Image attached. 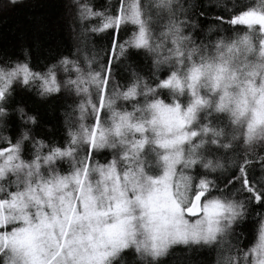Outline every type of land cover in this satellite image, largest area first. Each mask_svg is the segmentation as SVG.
Listing matches in <instances>:
<instances>
[{"label":"snow or ice","instance_id":"6c2138e0","mask_svg":"<svg viewBox=\"0 0 264 264\" xmlns=\"http://www.w3.org/2000/svg\"><path fill=\"white\" fill-rule=\"evenodd\" d=\"M20 2L0 0V14ZM66 7L80 35L115 32L103 60L96 61L99 70H82L60 56L34 71L27 50L24 61L5 60L0 68V264H115L127 251L135 264H159L176 245L216 246L217 264H264V214L257 213L256 241L246 251H233L230 242L251 209L264 208V4L234 11L226 22L247 26L249 33L214 44L203 37L195 42L199 25L184 15L183 0L162 6L168 23L156 41L143 5L123 0L111 15L94 10L88 0H69ZM94 17L101 18L99 27L91 25ZM128 22L137 30L121 41L120 26ZM253 26L259 29L258 60L240 61L245 53L257 54ZM129 47L151 56V79L133 69L122 86L113 61L126 57ZM34 81L41 97L62 88L75 92L81 118L91 106L93 122L70 130L64 145L46 143L27 127L35 125L34 116L17 108L24 124L15 129V139L6 135L11 85ZM118 101L133 111L119 109ZM129 132L139 139L128 141ZM146 144L155 145L154 166L147 150L139 151ZM105 149L113 150L112 158L94 164L92 157ZM221 150L231 154L227 167L219 156L206 157ZM197 165L204 171H196ZM218 170L221 175L210 179L208 173Z\"/></svg>","mask_w":264,"mask_h":264},{"label":"trees","instance_id":"16d2710c","mask_svg":"<svg viewBox=\"0 0 264 264\" xmlns=\"http://www.w3.org/2000/svg\"><path fill=\"white\" fill-rule=\"evenodd\" d=\"M68 2L69 0H21L16 7L0 14V68L4 67L5 60H10L11 63L18 59L24 61V51L27 50L29 53L27 59L34 71L42 72L48 64L54 63L60 56H68L69 59L76 61L82 70H86L92 65L96 70H99L100 64L96 61L103 60L105 50L108 48L115 30H105L99 33L89 32L86 36L80 35L79 27L67 19L66 5ZM122 2L123 0H88V3L94 6V10L106 15L114 14ZM132 2L144 6L142 9L143 19L147 25H150V31L155 33L152 37L153 41H156L157 37H162L169 16L168 9L165 7L162 10V6L166 5L169 0H128L129 4ZM183 3L186 6L184 15L191 17L199 25L194 31L195 42L200 44L201 37H203L205 42L214 44L221 39L228 41L229 38H234L237 34L242 36L249 33L247 26H232L226 21L231 19L234 11L238 12L249 4L259 9L264 4V0H183ZM149 5L151 8L148 7ZM202 11L205 13L204 16L200 15ZM217 16L224 17V22L216 21ZM181 18L183 19V15ZM91 25L99 27L101 18H92ZM253 27L255 31L251 33V40L257 54L245 53L239 56L240 61H244L245 56L251 57L248 62L258 60L259 42L256 37L259 36V29L258 26ZM136 30V26L131 22L122 23L119 39L121 41L129 40ZM165 52H167L166 49ZM113 64L115 81H119L122 86H127L133 69L140 75L151 79L152 58L145 50L129 47L126 49V57L119 61H113ZM71 70V65H69V72ZM57 71L59 79L63 81L65 79L63 69L58 68ZM86 74L85 71L84 75L86 76ZM11 87L8 121L11 131L5 132V134L12 135L13 139H15V129L24 124L19 113L15 111L17 108H23L25 113L34 116L35 125L29 124L27 127L32 130L36 139H43L46 143L54 141L59 145H64L70 130L78 131L81 124L90 126L94 120L91 106L87 107L83 118H81L78 108L81 100L75 92L69 94L62 88L58 93L41 97L38 81L32 82L28 87L19 83H14ZM91 97L97 99L98 102L94 86H92ZM88 99V95L84 94V100ZM117 103L119 109L126 107L129 112L133 111L131 105H125L123 101ZM103 111L105 112L103 119L108 120L110 124L111 114L107 109ZM240 143L242 144V139ZM222 151L207 153L206 157L219 156L227 167L231 154L221 155ZM25 155L27 156V153ZM112 156L113 150L105 149L94 155L92 162L94 164L97 162L106 163ZM63 167L66 169L68 165L64 164ZM201 167L197 165L195 170L199 171ZM200 172L203 171L200 170ZM253 174L259 175V170L256 169ZM208 175L211 179L219 177L221 173L218 170L209 172ZM257 213L264 214V208L253 207L248 216L235 227L234 235L230 238L233 251L237 247L246 251L255 243L259 227ZM219 255L220 250L216 246L176 245L169 249L167 255L159 259V264H217ZM115 264H135L133 253L125 252Z\"/></svg>","mask_w":264,"mask_h":264},{"label":"rangeland","instance_id":"374dc122","mask_svg":"<svg viewBox=\"0 0 264 264\" xmlns=\"http://www.w3.org/2000/svg\"><path fill=\"white\" fill-rule=\"evenodd\" d=\"M137 135H138V137H137ZM133 134V133H131V132H129V133H127V140L128 141H134V140H136V139H139V134ZM149 135H152L151 133H149ZM155 147V145L153 144V145H145V149H140L139 151L140 152H145V150H147V155H146V159L150 162V163H152L153 164V166L155 165V161H156V157H155V155H154V153L152 152V149ZM129 148H131V145H129ZM138 155V154H137ZM138 159H140V160H144L145 159V157L144 156H138ZM121 167H123V166H121ZM177 167L178 168H180L181 166L180 165H177ZM204 171V169L201 167V168H199V171ZM191 171V170H190ZM177 175H179V173L177 174ZM95 179H99V176H95L94 177V180Z\"/></svg>","mask_w":264,"mask_h":264}]
</instances>
